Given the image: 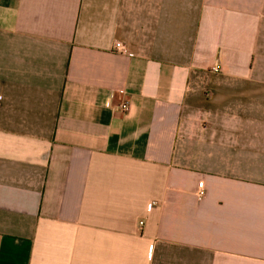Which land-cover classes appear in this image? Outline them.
I'll return each mask as SVG.
<instances>
[{
	"label": "crops",
	"instance_id": "0c3cea01",
	"mask_svg": "<svg viewBox=\"0 0 264 264\" xmlns=\"http://www.w3.org/2000/svg\"><path fill=\"white\" fill-rule=\"evenodd\" d=\"M0 264H264V0H0Z\"/></svg>",
	"mask_w": 264,
	"mask_h": 264
},
{
	"label": "built area",
	"instance_id": "2783aa9c",
	"mask_svg": "<svg viewBox=\"0 0 264 264\" xmlns=\"http://www.w3.org/2000/svg\"><path fill=\"white\" fill-rule=\"evenodd\" d=\"M114 49L121 53V54H130V51L129 49L127 48V46L122 42V41H119V40H116L115 44H114ZM212 70L215 71V72H219L221 70V64L220 62H218L217 64H215L213 67H212ZM120 95V97L122 96V98H120L119 100V103H117L116 105L113 103L114 99L117 98V96ZM119 98V97H118ZM107 106L111 107V108H115V109H118L119 111H122V112H127L130 110V103H129V100L128 98L126 97V91L124 89H120L118 90L117 92H114L111 97L108 99L107 101ZM203 184L204 182L201 181L199 182V187H203ZM198 194L199 195H202L203 194V190L200 189L198 191ZM141 224H143V222L141 221L140 222Z\"/></svg>",
	"mask_w": 264,
	"mask_h": 264
}]
</instances>
